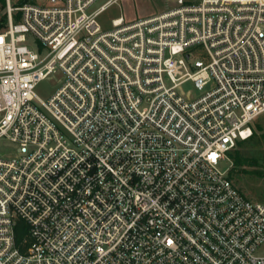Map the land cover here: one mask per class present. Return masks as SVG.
<instances>
[{"label":"built area","instance_id":"built-area-1","mask_svg":"<svg viewBox=\"0 0 264 264\" xmlns=\"http://www.w3.org/2000/svg\"><path fill=\"white\" fill-rule=\"evenodd\" d=\"M163 1L106 27L120 0H5L0 264H264L226 166L264 115V0Z\"/></svg>","mask_w":264,"mask_h":264},{"label":"rangeland","instance_id":"rangeland-1","mask_svg":"<svg viewBox=\"0 0 264 264\" xmlns=\"http://www.w3.org/2000/svg\"><path fill=\"white\" fill-rule=\"evenodd\" d=\"M17 1V0H16ZM39 5H45L47 0H37ZM1 6V5H0ZM172 4L163 0H120L118 6L110 8L102 17V23L108 27L109 21L113 18L123 16L126 22H133L138 19H144L153 16L164 10L173 8ZM4 13V11H3ZM62 75L57 74L54 77L40 83L36 88L37 95L42 99L51 96L61 83ZM184 93H195L191 83L183 87ZM254 133L258 137L256 140L251 138L242 143L239 151L242 153V159L246 165L238 168L232 174V180L236 187L247 197L254 201L264 203V177L257 175V171L264 172V115L260 116L254 125ZM253 133V134H254ZM17 154V148L14 144L6 139H0V157L11 158ZM231 160V159H230ZM254 160L257 162L254 165ZM230 172L233 169V161L227 165Z\"/></svg>","mask_w":264,"mask_h":264},{"label":"trees","instance_id":"trees-1","mask_svg":"<svg viewBox=\"0 0 264 264\" xmlns=\"http://www.w3.org/2000/svg\"><path fill=\"white\" fill-rule=\"evenodd\" d=\"M33 0H12V4L15 7H20L23 6L27 3L32 2ZM0 31L4 30L5 26H6V22H7V15L5 13H3L4 9H5V0H0ZM258 137L256 136V133L253 134V138H251L250 140H256ZM262 139L264 140V134L262 135ZM245 141L239 143L238 148L233 151L230 154V158L233 161V169L230 172V178L232 179V174L240 167L246 165L242 159V153L238 150L240 145L242 143H244ZM255 163H257L254 160V163H251L252 165H254ZM258 176L260 177H264V172L261 171H257L256 172ZM16 236H17V240L18 242H22L26 236V226L23 225L22 223H20L18 225V228L16 230Z\"/></svg>","mask_w":264,"mask_h":264}]
</instances>
